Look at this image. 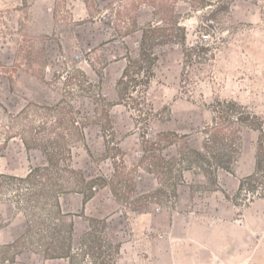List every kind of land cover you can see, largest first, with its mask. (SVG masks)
Returning a JSON list of instances; mask_svg holds the SVG:
<instances>
[{"label":"rangeland","instance_id":"rangeland-1","mask_svg":"<svg viewBox=\"0 0 264 264\" xmlns=\"http://www.w3.org/2000/svg\"><path fill=\"white\" fill-rule=\"evenodd\" d=\"M165 1L156 12L160 0H0V170L26 177L47 166V143L61 140L51 147L61 168L107 181L85 205L80 181L56 176L70 188L61 206L75 224V245L89 220L104 222L119 250L112 264H264L261 133L243 131L238 164L220 172L217 186L194 172L172 182L150 170L159 155L176 157L175 146L150 144L162 133L200 147L219 99L264 119V0ZM174 11L183 33L157 47L154 78L132 88L130 107L117 92L128 58L139 53L141 30ZM61 112L75 126L56 129ZM17 197L10 188L0 193V264H68L31 245L4 249L33 224L25 197Z\"/></svg>","mask_w":264,"mask_h":264},{"label":"trees","instance_id":"trees-1","mask_svg":"<svg viewBox=\"0 0 264 264\" xmlns=\"http://www.w3.org/2000/svg\"><path fill=\"white\" fill-rule=\"evenodd\" d=\"M168 4L167 1L160 0L154 9L156 12L162 11V7L164 8ZM156 12L155 15H157ZM176 19L177 13L174 11L172 15L167 14L160 21L141 30L142 39L139 45V53L136 58H128L123 76L117 84L119 98L123 102L129 103L130 107V101L134 100L131 93L132 88L142 85L147 87L154 78L155 67L158 62L157 47L169 45L178 39L179 36H174L171 32H177L178 35L183 33V28ZM170 24L172 26L169 28L167 25ZM180 38L183 39V37ZM134 104L139 105L137 101ZM67 107L73 110L70 104ZM58 108L55 110H59ZM43 110L54 112L53 108H44ZM212 111L214 118L211 124L204 127L202 132L204 139L199 148L192 147L187 137L178 136L175 133H162L152 143L150 140H144L146 144L150 143L155 148L161 149L163 147L162 151L173 146L176 148V157L174 158L165 159L163 155L156 157L154 162L150 164L151 173L159 178L173 180L172 182H183L185 172H194L217 186L220 172L232 173L238 164L242 151L241 135L244 130L261 133L258 141L257 171L262 169L264 155L261 157L260 154L264 151V119L251 113L236 101L219 99L215 102ZM34 112L37 115L44 114L40 107H36ZM23 113L30 115L28 111ZM23 113L14 117L13 121L19 122ZM59 114L60 112H58ZM61 115L63 116L56 120V129L62 126H75L73 116L67 121L66 114L64 117V113L61 112ZM81 133L83 137V132ZM59 138L63 139L61 136ZM107 138L112 139V136ZM60 142L61 140L57 139V142L47 143L43 149L48 158L47 166L31 169L26 177L11 176L0 170V193L10 188L17 194V199L22 196L25 197L26 211L33 223L19 240L12 246L4 247V249L9 250L14 247L31 245L46 260H66L68 264H86V261H91L93 264H112L115 256L119 255V250L113 242L105 238L106 224L104 222L89 220L88 232L81 237L78 246L75 245V224L65 220L61 206V196L68 193L70 188L59 184L56 176L60 178L75 177L80 181L83 192L79 193L83 196L85 205L94 198L92 190L97 188L95 186L102 183V186L105 187L107 181L101 178L87 180L85 176L70 167L61 168L57 164V157L61 155L60 152L51 150L54 144ZM24 143L28 148L29 144L25 140ZM245 182V180H240V192H242ZM24 186H28L26 194H23ZM107 186L115 197L119 198L116 187L113 184ZM3 197L2 195L1 198ZM17 205L21 206V203L18 201Z\"/></svg>","mask_w":264,"mask_h":264}]
</instances>
